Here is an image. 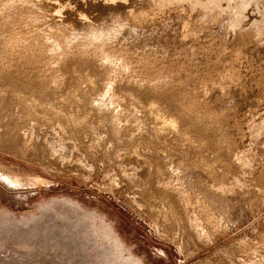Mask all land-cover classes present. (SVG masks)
<instances>
[{"label": "rangeland", "instance_id": "374dc122", "mask_svg": "<svg viewBox=\"0 0 264 264\" xmlns=\"http://www.w3.org/2000/svg\"><path fill=\"white\" fill-rule=\"evenodd\" d=\"M0 264H264V0H0Z\"/></svg>", "mask_w": 264, "mask_h": 264}]
</instances>
